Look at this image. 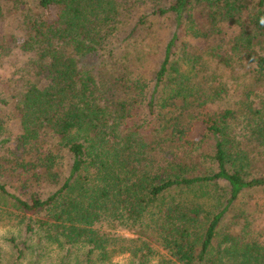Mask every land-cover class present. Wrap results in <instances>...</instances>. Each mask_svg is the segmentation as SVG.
<instances>
[{"label": "trees", "instance_id": "obj_1", "mask_svg": "<svg viewBox=\"0 0 264 264\" xmlns=\"http://www.w3.org/2000/svg\"><path fill=\"white\" fill-rule=\"evenodd\" d=\"M154 1L135 19L133 0H0L1 61L32 55L0 91L19 123L14 134L0 116V196L65 250L62 264H150L154 243L169 257L159 264H264L249 219L218 240L241 197L264 190V0ZM151 19L171 29L152 79L131 60L107 66ZM185 29L206 42L189 47L192 83L174 60ZM48 173L59 186L43 196ZM220 186L221 209L206 212ZM119 227L138 238L110 234ZM11 242L20 257L38 248Z\"/></svg>", "mask_w": 264, "mask_h": 264}, {"label": "rangeland", "instance_id": "obj_2", "mask_svg": "<svg viewBox=\"0 0 264 264\" xmlns=\"http://www.w3.org/2000/svg\"><path fill=\"white\" fill-rule=\"evenodd\" d=\"M133 2L135 3V13L132 14V16L135 15V19L138 18L142 12H150L156 7V2L154 0H133ZM148 20L150 19L148 18ZM149 24L154 25L150 26ZM147 26H142L140 30L138 29V33L132 39L119 42L117 44V49L113 52V56H111L112 62L107 66L114 63H127L128 60H131L136 75H140L146 81H150L157 69L161 51L171 35V29L167 22L154 21L153 19H151ZM191 46H197L199 47L197 49H200L206 46V42L194 38L191 33L185 29L180 34L177 56L174 60L177 61L180 72H184L185 76L187 75L192 83L194 72L190 73L191 66L188 62L191 58V53L189 54V47ZM7 56L2 55L3 61L0 59V91H5V85H11L12 81L19 80V76L15 74V71L23 69L30 63V59L32 58L30 54H18L16 51L13 52L10 58ZM7 65H9V68H7ZM10 65H12V67H10ZM106 70L107 68L104 69V71ZM261 95L264 98V85L261 90ZM5 96L8 98L6 93ZM236 98H238V95H231L229 98L226 97L225 101H218L215 103V108L218 110L219 108L228 107L230 106V102ZM141 113L139 115H141ZM0 116L5 121L9 131L17 134L18 132L16 131L19 130V123L15 115H13L12 108H1ZM148 127L153 129L152 126ZM148 130L150 129L146 128L145 131ZM201 132L202 127L198 125L193 133L195 141L201 138ZM62 159L63 166L61 171H64L63 168L67 162V158L65 156L64 158L62 157ZM62 176H64V174H62L61 177ZM40 183L41 184H38V187L35 189V192L43 196L52 192L59 186L54 182L52 174L49 173L41 178ZM222 189L221 186L217 187L216 190L214 188L210 189L211 196L208 201H206V204H208L206 212L219 211L221 209L218 201L220 190ZM241 217L249 219V223L254 226L256 231L264 232V190L258 193L256 191L248 192L241 197L239 203L227 214L223 221L219 230V241L225 234L231 231L241 232L243 222L238 219ZM25 218L26 217L14 207L10 200H6L0 196V264H62L65 250L60 249L56 244L46 242L43 232H37L35 234L27 233L25 231L27 223ZM206 224V221L202 219L197 226V232H204L207 227ZM110 231L111 230H107V232ZM137 231L138 229L136 227H119L117 230H112L110 234L120 239H136L138 238L136 234ZM11 240H15L16 244H18L21 249L24 248L25 242L38 246V248L26 251L23 256L20 257L19 252L14 247ZM154 248L156 250V255L151 258L150 264H159L162 259L169 258L167 252L164 251L158 243H154ZM73 251L76 256L79 257L76 250ZM75 260H77V264L80 262L73 254L70 260L71 264H75ZM99 264H129V254H118L113 256L109 262Z\"/></svg>", "mask_w": 264, "mask_h": 264}]
</instances>
